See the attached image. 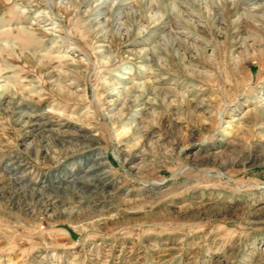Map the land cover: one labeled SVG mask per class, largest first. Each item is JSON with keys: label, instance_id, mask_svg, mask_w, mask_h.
<instances>
[{"label": "rangeland", "instance_id": "obj_1", "mask_svg": "<svg viewBox=\"0 0 264 264\" xmlns=\"http://www.w3.org/2000/svg\"><path fill=\"white\" fill-rule=\"evenodd\" d=\"M98 1L0 0V264H264V0Z\"/></svg>", "mask_w": 264, "mask_h": 264}, {"label": "bare ground", "instance_id": "obj_2", "mask_svg": "<svg viewBox=\"0 0 264 264\" xmlns=\"http://www.w3.org/2000/svg\"><path fill=\"white\" fill-rule=\"evenodd\" d=\"M110 1L111 0H99L98 2H96L93 6L96 8V9H100V8H102V7H104V6H106L108 3H110ZM118 4V3H117ZM149 8H150V10H151V8H152V6H151V4H152V2L151 1H149ZM116 6H118V5H116ZM189 13V12H188ZM158 20H160L161 19V17L160 16H158V18H157ZM149 40V39H148ZM152 49H149V48H145V49H142V50H140V55L141 56H143L144 57V59H148L149 57H148V55L150 54V51H151ZM139 85V86H138ZM137 86L138 87H140V84L139 83H137ZM123 92V88L121 89V87L120 86H115V87H111L110 88V94L111 95H119V94H121ZM143 109V108H142ZM232 208V207H231Z\"/></svg>", "mask_w": 264, "mask_h": 264}]
</instances>
